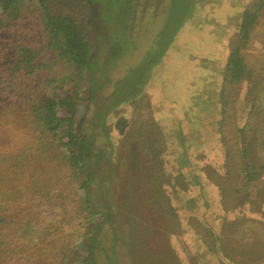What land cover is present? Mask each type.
Segmentation results:
<instances>
[{"label":"trees","instance_id":"1","mask_svg":"<svg viewBox=\"0 0 264 264\" xmlns=\"http://www.w3.org/2000/svg\"><path fill=\"white\" fill-rule=\"evenodd\" d=\"M144 1L0 0V264H184L174 250L172 233L192 221L207 236L215 230L221 240L213 243L218 244L223 240L220 227L229 230L198 217L181 219L165 188L168 178L179 187L181 176L179 188L184 192L199 171H186L181 161L174 164L178 177L169 171L164 162L170 136L161 128L149 135H135L126 128L142 119L140 107H147V113L150 105L139 104L148 95L141 79L148 58L115 73L126 52L136 49L138 31L155 32L164 25L163 37L154 33V39L147 41L152 49H169L154 64L155 71L163 74L167 57L169 68L203 46L202 39L193 40L191 34L187 40L182 38L180 25L192 19L185 17L191 2L172 0V12L168 13L169 6L165 11L169 15L161 17L155 29L151 24L157 10L149 4L142 13ZM226 1L201 0L205 7L213 6V12L222 5L214 13L215 25H206L207 38L222 32L226 37L231 25H238L233 20L224 23L223 16L231 15ZM238 13L239 32L229 36L231 53L222 76L216 129L225 151V168L221 172L210 168L214 171L207 173V165L212 164H197L226 198V211L239 208L243 193L264 175V0H253ZM41 14L55 35L49 34ZM167 21L172 32L166 30ZM257 37L259 52L253 50ZM218 42H212V49ZM106 49L109 57L104 55ZM180 50L186 51L182 55ZM243 80L252 84L245 111L236 92ZM104 86L109 98L98 102ZM206 99L211 100V95ZM180 100L177 92L171 97L177 106L170 113L175 120L171 148H184L190 156L189 149L201 141L202 113L195 102L190 112V105ZM216 108L212 107L214 115ZM134 112L138 119L131 123ZM182 158L186 160V155ZM202 192L186 199L191 209L197 200L201 202ZM259 194L264 195V187ZM130 203L139 227L124 225ZM249 203L250 210L264 213V204L256 207L260 200ZM258 222L248 217L234 223L230 249L243 250L249 258L246 264L264 261V221ZM23 223L41 230L40 244L34 248L22 233ZM226 258L227 264H240L233 255Z\"/></svg>","mask_w":264,"mask_h":264},{"label":"rangeland","instance_id":"2","mask_svg":"<svg viewBox=\"0 0 264 264\" xmlns=\"http://www.w3.org/2000/svg\"><path fill=\"white\" fill-rule=\"evenodd\" d=\"M188 1L192 3V0ZM218 1L221 2V4H226L227 2L226 0ZM252 2L253 0H229V3L231 4V6H229L231 15L226 17L223 16L224 23L227 24L229 23V21L233 20L235 21V23L238 22L239 25L241 16L238 13V9H243ZM191 3L188 8L190 11L186 14L185 17L187 18L188 15H191L192 19L182 22L180 25V29H182L184 32L182 38H186L187 40V36L191 34L190 37H192L193 40L202 39V42L200 43L203 44L202 49L198 47L199 49H194L193 52L190 51L187 55L183 56L180 59H177L176 63L170 65L169 68L167 57L165 64L161 67L162 70L166 71H164V74L163 72L160 73L159 71H155L154 64L157 61H161L168 54L169 49H152V45L149 46L147 41L151 38L154 39L155 34H157V37L159 35L163 37L165 29L162 28L164 25L155 30V32H145V30L141 28L138 31L139 38L137 37L138 43L136 49L134 48L127 51L126 57L120 61V64H117L115 66V73H118L120 70H126L128 64H131L133 62H135L134 64H140L147 58L150 61L148 62L149 66L146 67V69L141 73V79L143 78L142 85H144L148 95L145 100L141 98V100L139 101L140 106H142V104H145L146 102H150V105L148 106V112L145 113L147 107H140V110L144 113V115L141 114L142 119L139 120L136 125L131 126L130 124V127L126 125V128L129 130V132L131 130H134L132 132H134L135 135H137V133L142 134L144 132H147V135H149L151 134L150 132H154L153 129L159 132L161 128L165 131L168 137L170 136L169 154L166 161L164 162L165 164L167 162L169 171L174 172V175L178 177L180 172H175L177 168L174 166V164H178L180 161L186 163V171L192 170L195 171V173L199 171V173L196 174L197 178L194 183L187 182V190H184V192L180 191L179 188L183 183V181L181 180V176L177 178L179 187L175 186V181H173L171 178H168L170 184L169 186L166 185L165 188L166 191L170 194L169 198L173 202V205L176 208V212L179 214L181 219H184L185 216L186 218L187 216L198 217L201 221L209 222V224H211L212 226H220V224H223L229 229L226 231L224 228L220 227L218 234L220 237H222L223 240L218 242V244L213 243L216 240H221L216 236L215 230L214 232L211 230L207 236L202 233L192 221L185 224L179 232L172 233L173 235H171V242L174 245V250L176 251L179 258L182 259L184 264H227L228 259L226 258V256H228V254L231 255V257L233 255L238 263L246 264L249 258L245 255V253H243V250L242 252H234L235 250L230 249V247L234 246L232 242L233 238H235L234 233L236 232L234 223H238L239 220L248 217L253 218L256 224L259 223V220L264 221V213L260 211L256 212L250 210L252 206H250L249 203L252 200H260L261 203L257 204L256 207H261L264 204V195L259 194L261 189L264 187V175L257 181L251 183V185L243 193V199H240L241 201L239 202V208L226 211L224 208L226 198L224 200L222 194L218 191V188L215 185L213 179L207 174L214 171L211 170L209 172L210 168H216L220 172L225 168V151H223L220 141L218 140V133L216 132V129L218 127L219 121L218 116L220 115L218 107L220 105L219 99L221 92L220 88L222 85V76L229 59V54L231 53V42L229 36L234 31V35L238 34V25H231L230 28H232L233 30L226 37L223 36L225 32H222L220 33L219 37L213 36L211 38H207L209 31L205 33L206 25H208L209 27L213 24L215 25L217 14L214 13H219L218 7L222 9V5H219L217 7V12H213V6L205 7L202 4L201 0H199L198 2H193V4ZM149 4L151 6L154 5L155 9L157 10L156 13L158 16L155 15L156 13L154 14L156 20L151 24L156 29L157 24L160 21L159 19L161 17H166V15H169L172 12V0H145L142 13H145L147 11ZM196 5H198L197 8H195ZM199 5H201L202 7ZM169 6L170 8L168 9V14L165 13V11ZM205 16H207L208 18L206 17L204 21ZM41 18L44 26L47 28V30L49 29V34L55 35V33L51 30V28H53L52 25L50 26V24L46 23L44 14H41ZM167 22L166 30L172 32L170 26L171 23ZM141 35L143 37L142 40L140 39ZM258 38L259 37L256 38V44L253 50L259 52L261 45L258 41ZM216 40L220 41L215 44V46H217V49H212L214 45L211 44ZM163 50H165V53L162 56ZM186 50H180L181 53L179 54L183 55ZM110 54V50L106 49L104 55L109 57ZM148 54L151 55L148 57ZM154 56L156 57V60H153ZM172 61L174 62L175 59H172ZM179 65V70L172 74L171 71ZM135 66L136 65H134V67ZM251 89L252 84L248 80H243L236 85L239 106L241 108H244V111L249 104ZM176 92L181 99V104L186 103L188 106L190 105V112H193L195 110V107L191 105L193 102H195V105L198 107V109H200L199 113H202V117L196 116L201 120V141L199 144H197L196 147L189 149L190 156H188L184 148H171L172 141L170 130L173 128L175 120L170 119V113H174L175 107H177L171 101V97L174 96ZM203 93L204 96L201 97ZM208 94L211 95V100L209 101L206 99V96ZM107 95L108 87L104 86L103 88H100V100H98V102H101V100L107 101L109 98V96ZM202 100L203 105L201 104ZM214 105L217 106V108L215 109V115L212 114V107ZM130 107L132 108V105L127 106V108ZM178 107H180V105H178ZM157 112L159 113L158 116L155 115L157 114ZM148 113L153 114L154 120H150ZM160 113H163L164 115H160ZM83 117H85L84 114ZM131 118V123H133V121H136L138 119L137 112L131 114ZM145 120L149 121L147 125L145 123ZM150 121H152L155 126L151 125ZM18 139L21 140V136H18ZM61 149L66 151V148L64 146ZM64 154L67 155L68 153L64 152ZM184 155H186V160L182 158ZM201 161H204L203 166L206 164H212L207 165V173H205L203 169L201 170L197 166V164H202ZM185 184L186 183H184V185ZM201 191H205L202 192L203 198L201 202L196 199L197 203L195 207L191 209L186 203V199L188 197H197ZM206 192L208 195L206 194ZM45 206L46 204L43 205V207ZM129 206H127V210L129 211L128 223L125 222L124 225L139 227V221L135 222L133 220V218L135 217V208L132 203H130ZM44 218L45 217L42 216L41 221H43ZM20 225L24 226V230L22 231V233H24V237L31 247L34 248L37 244H40L38 237L41 230L37 225H29L25 223ZM126 234H128V232H126ZM214 236L216 237V239L214 238ZM241 237L243 238V235H241ZM258 264H264V261L259 262Z\"/></svg>","mask_w":264,"mask_h":264},{"label":"crops","instance_id":"3","mask_svg":"<svg viewBox=\"0 0 264 264\" xmlns=\"http://www.w3.org/2000/svg\"><path fill=\"white\" fill-rule=\"evenodd\" d=\"M232 21V20H231Z\"/></svg>","mask_w":264,"mask_h":264}]
</instances>
